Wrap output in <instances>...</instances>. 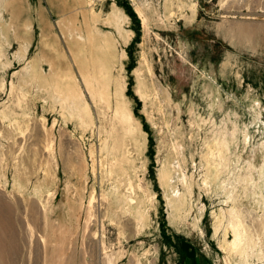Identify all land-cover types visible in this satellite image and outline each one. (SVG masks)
Masks as SVG:
<instances>
[{
  "label": "rangeland",
  "instance_id": "1",
  "mask_svg": "<svg viewBox=\"0 0 264 264\" xmlns=\"http://www.w3.org/2000/svg\"><path fill=\"white\" fill-rule=\"evenodd\" d=\"M0 198V264H264V0H0Z\"/></svg>",
  "mask_w": 264,
  "mask_h": 264
},
{
  "label": "bare ground",
  "instance_id": "2",
  "mask_svg": "<svg viewBox=\"0 0 264 264\" xmlns=\"http://www.w3.org/2000/svg\"><path fill=\"white\" fill-rule=\"evenodd\" d=\"M104 44V43H103ZM107 44V43H106ZM99 45H101L100 43H99ZM107 45H109V44H107ZM104 48V47H103ZM101 49H102V47H101ZM106 49H108L107 47H106ZM104 50L105 52L107 51L108 53H109V51H110V48L108 49V50ZM104 52V53H105ZM106 52V53H107ZM103 53V54H104ZM105 53V54H106ZM107 53V54H108ZM102 54V55H103ZM105 54L103 55V56H105ZM111 55V54H110ZM102 56V57H103ZM106 57V56H105ZM109 57H111L110 59H112L111 61L113 62V61H115V57L113 56H109ZM109 57H108V59H109ZM105 58L103 57V60H104ZM103 60H101V61H103ZM106 60V59H105ZM101 67V66H100ZM121 83H122V81H121V79L120 78H117V79H115V86H116V88H117V95H118V97H119V99H121L122 98V94H121ZM129 120L132 118V115H131V113L129 114V116L127 117ZM2 200L3 199H1L0 198V229H1V223H3L4 225L7 223V221L5 222L4 220H5V218H4V220L2 221V207L1 206H3L4 207V203L2 202ZM4 212V211H3ZM5 216V215H4ZM7 220V219H6ZM11 238V237H10ZM2 253L4 254V251H3V244H2V241H1V235H0V259H1V257H2ZM62 260H59L58 261V264H63L62 262H61Z\"/></svg>",
  "mask_w": 264,
  "mask_h": 264
}]
</instances>
